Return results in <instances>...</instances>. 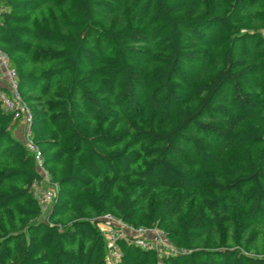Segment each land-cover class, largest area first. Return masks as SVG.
<instances>
[{
  "label": "trees",
  "instance_id": "trees-1",
  "mask_svg": "<svg viewBox=\"0 0 264 264\" xmlns=\"http://www.w3.org/2000/svg\"><path fill=\"white\" fill-rule=\"evenodd\" d=\"M2 5L0 50L33 113L32 137L57 194L54 224H38L43 211L31 188L39 173L0 106V264H109L97 219L106 214L158 227L174 247L161 255L121 238L118 264H264L262 239L249 240L264 228V0ZM110 14L125 20L110 25ZM136 52L149 61L143 67L130 59ZM184 68L197 74L193 99L175 90ZM97 71L102 87L93 84ZM65 78L72 149L53 145L39 121ZM145 86L147 109L163 126L136 125L119 153L101 144L104 134H81L75 101L88 113L124 116ZM187 148L200 161L187 162Z\"/></svg>",
  "mask_w": 264,
  "mask_h": 264
},
{
  "label": "rangeland",
  "instance_id": "rangeland-1",
  "mask_svg": "<svg viewBox=\"0 0 264 264\" xmlns=\"http://www.w3.org/2000/svg\"><path fill=\"white\" fill-rule=\"evenodd\" d=\"M213 3H223L230 4L233 0H212ZM104 22L109 23L110 25L122 24L125 20L124 16H120L119 19H115L113 14L109 16H105ZM250 31L252 30H244ZM259 32L264 33V30ZM218 34H223V31L220 30ZM229 41L230 38L227 37ZM138 52L134 53L130 59L133 64L143 67L145 63L149 62L139 54ZM100 64V59L98 58L96 67ZM197 74L189 71L187 69H183L179 72L178 80H176L177 85L175 90L177 92L189 93L191 95V99H193L194 94L190 92L191 90V82L195 80ZM93 84L97 87H102V75L100 72H95L93 77ZM68 79L65 78L58 82L54 91H52L48 95L47 100V108L45 113L39 118L41 128L46 137L52 139L53 145H56L57 141H60V144L67 147L68 149H72L77 145V139L73 135L72 130L66 124L65 120V112L67 109V99H66V89L68 87ZM147 85V83H146ZM150 90V87L145 86L141 89L138 96V107L135 111H125L124 116H98L93 113H88L87 109L82 106L79 101H75L73 105V115L77 118L78 124L83 127L81 134L84 137L101 133L105 135V140L101 141L105 147H107L112 153H119L129 144V139L132 134L136 131L138 124H142L145 126H159L164 125L165 120L160 119V114L152 113L147 109L149 100L147 96V92ZM148 100V103H147ZM194 101V100H193ZM133 110V109H132ZM23 123V124H22ZM22 124V125H21ZM21 125V127H20ZM29 128V125L25 121H20L14 127V134L19 137L22 141L26 140V132ZM184 158L187 162L197 161L195 153L190 149L183 150ZM199 160V159H198ZM200 161V160H199ZM116 163V162H115ZM57 194V191H56ZM55 194V195H56ZM55 200L52 206L43 213V215L38 219V224L43 225H53L54 221L51 219L52 210L55 207ZM59 211L63 210V207L57 208ZM92 218V219H91ZM96 217H89L87 220H95ZM100 219V218H97ZM262 239V250L264 245V228L254 230L253 234L250 236L249 240L252 243L258 244ZM258 246V245H257ZM255 247V246H254ZM165 249L159 250L160 254L165 255Z\"/></svg>",
  "mask_w": 264,
  "mask_h": 264
},
{
  "label": "built area",
  "instance_id": "built-area-1",
  "mask_svg": "<svg viewBox=\"0 0 264 264\" xmlns=\"http://www.w3.org/2000/svg\"><path fill=\"white\" fill-rule=\"evenodd\" d=\"M3 11L2 0H0V16ZM0 68L2 77L7 81V87H2L0 82V106L5 113L13 115L14 122L25 121L29 128L24 141L29 152L32 154L39 176L32 183L31 192L37 199L43 213L47 211L54 202L57 185L52 181L51 175L46 168L43 151L34 142L31 132L33 113L18 93V76L11 67L6 54L0 50ZM99 226L106 240L107 260L109 264H118L121 258V250L118 240L126 238L133 241L142 248L165 249L166 253H173L174 247L169 242L166 234L158 227H135L113 215L106 214L100 217Z\"/></svg>",
  "mask_w": 264,
  "mask_h": 264
},
{
  "label": "crops",
  "instance_id": "crops-1",
  "mask_svg": "<svg viewBox=\"0 0 264 264\" xmlns=\"http://www.w3.org/2000/svg\"><path fill=\"white\" fill-rule=\"evenodd\" d=\"M3 79H4V78L2 77V69L0 68V82H1V84H2V87H7V81H6V80L3 81ZM19 122H20V121H19ZM19 122H18V123H19ZM22 124H23V123H22ZM22 124H21V125H22ZM21 125H20V127H21Z\"/></svg>",
  "mask_w": 264,
  "mask_h": 264
}]
</instances>
